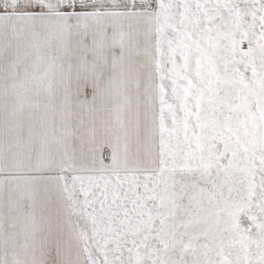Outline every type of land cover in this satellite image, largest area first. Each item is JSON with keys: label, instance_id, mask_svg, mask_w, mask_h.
<instances>
[{"label": "snow or ice", "instance_id": "6c2138e0", "mask_svg": "<svg viewBox=\"0 0 264 264\" xmlns=\"http://www.w3.org/2000/svg\"><path fill=\"white\" fill-rule=\"evenodd\" d=\"M0 264H264V0H0Z\"/></svg>", "mask_w": 264, "mask_h": 264}]
</instances>
